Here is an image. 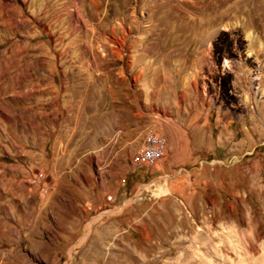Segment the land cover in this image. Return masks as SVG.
<instances>
[{
    "label": "rangeland",
    "instance_id": "rangeland-1",
    "mask_svg": "<svg viewBox=\"0 0 264 264\" xmlns=\"http://www.w3.org/2000/svg\"><path fill=\"white\" fill-rule=\"evenodd\" d=\"M0 264H264V0H0Z\"/></svg>",
    "mask_w": 264,
    "mask_h": 264
},
{
    "label": "crops",
    "instance_id": "crops-1",
    "mask_svg": "<svg viewBox=\"0 0 264 264\" xmlns=\"http://www.w3.org/2000/svg\"><path fill=\"white\" fill-rule=\"evenodd\" d=\"M60 14H61V16L62 15H66V14H64L63 13V11H60L59 12ZM206 59H207V52H206V50H198V53L197 54H195V56H194V64H195V66L197 67V66H200V68H203L204 67V65H205V62H206ZM171 60V64L172 65H182V66H187L188 65V63H189V61H192L191 60V57L189 56V54H188V52L186 51L184 54H181L180 52L178 53V56H175L174 55V52L173 51H168V53H167V55L166 54H164L163 53V55H162V66L163 67H167V68H169L170 67V63H169V61ZM147 70H149V72L150 73H148V74H151V73H153L154 72V70H152V69H147ZM146 75L145 77H144V79L142 80V86H141V91H140V94L141 95H143L145 98H147V97H149V96H151V95H153L152 93L153 92H151L152 90H151V79H150V77H149V75ZM119 89H121L120 87H118ZM102 124H101V129H102V131L103 132H106V130H107V126H108V123H107V121H106V116L103 118V120H102V122H101ZM109 123H111V121H109ZM148 128H150V127H148ZM147 129V128H146ZM145 129V130H146ZM145 130H143V132H142V134L141 135H144L145 134ZM147 133V132H146ZM158 133V132H157ZM159 134V133H158ZM159 135H161V134H159ZM145 136V135H144ZM144 136H143V138H144ZM163 136V135H162ZM181 138L183 139V136H182V133H181ZM143 141H142V145H143ZM141 148H142V146H141ZM140 152H141V150H140ZM194 157L191 155V156H189L188 158H186L185 160H183V161H187V160H189V159H193ZM195 158H197V156H195ZM136 160H137V158H136ZM110 162H112V161H110ZM131 162V161H130ZM237 168V167H236ZM140 169H142V168H140ZM137 170H139V169H137ZM81 171H84V168L81 170ZM132 171H136V170H132ZM225 172H228V168H226L225 170H224ZM216 173H218V172H216ZM111 178L113 179L114 177L113 176H111ZM225 181H229L230 183H233V181L235 182V179L234 178H232L231 176H227L226 177V179H225ZM101 184H103V180L101 181ZM59 189H60V187L58 188V187H56V189H55V193L56 194H58V191H59ZM71 189V188H70ZM82 188L79 186V185H76V184H74L73 185V188H72V190H71V192L73 193V194H76V195H79V194H85L86 193V191H83V190H81ZM68 191V190H67ZM45 194L47 193V190H45V192H44ZM70 192L68 191V194H69ZM117 193H118V188L117 189H115L114 188V190H113V198L116 200L117 199ZM57 201V200H56Z\"/></svg>",
    "mask_w": 264,
    "mask_h": 264
},
{
    "label": "built area",
    "instance_id": "built-area-1",
    "mask_svg": "<svg viewBox=\"0 0 264 264\" xmlns=\"http://www.w3.org/2000/svg\"><path fill=\"white\" fill-rule=\"evenodd\" d=\"M147 149L142 150V158L131 163L134 170L152 167L165 157L168 144L166 138L159 135L154 127L150 129V135L146 138Z\"/></svg>",
    "mask_w": 264,
    "mask_h": 264
},
{
    "label": "bare ground",
    "instance_id": "bare-ground-1",
    "mask_svg": "<svg viewBox=\"0 0 264 264\" xmlns=\"http://www.w3.org/2000/svg\"><path fill=\"white\" fill-rule=\"evenodd\" d=\"M225 64H226V63H225ZM225 66H226V65H225ZM149 135H150V131H148V132L146 133V135H145L142 150H146V149H147L146 138H147V136H149ZM141 158H142V151H141ZM87 231H88V230H87ZM84 238H85V236L80 240V242L76 245V247L79 246V244L84 240ZM76 247L74 246L73 249H75ZM72 254H73V251L69 254V258H70V259L72 258Z\"/></svg>",
    "mask_w": 264,
    "mask_h": 264
}]
</instances>
